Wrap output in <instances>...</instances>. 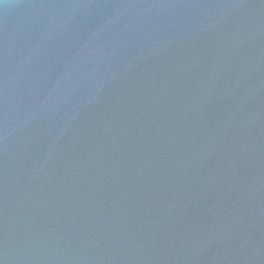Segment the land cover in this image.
Listing matches in <instances>:
<instances>
[{
    "label": "water",
    "instance_id": "1",
    "mask_svg": "<svg viewBox=\"0 0 264 264\" xmlns=\"http://www.w3.org/2000/svg\"><path fill=\"white\" fill-rule=\"evenodd\" d=\"M0 264H264V0H0Z\"/></svg>",
    "mask_w": 264,
    "mask_h": 264
}]
</instances>
